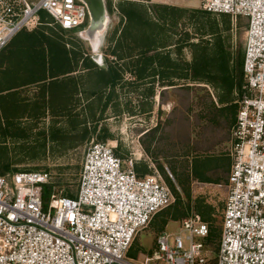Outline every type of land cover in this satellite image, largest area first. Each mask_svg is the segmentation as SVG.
I'll return each mask as SVG.
<instances>
[{
  "label": "rangeland",
  "instance_id": "1",
  "mask_svg": "<svg viewBox=\"0 0 264 264\" xmlns=\"http://www.w3.org/2000/svg\"><path fill=\"white\" fill-rule=\"evenodd\" d=\"M106 8L101 63L47 16L0 52V176L44 172L48 197H74L87 146L109 143L139 174L172 186L173 202L136 235L128 258L146 264L158 235L178 232L191 215L208 224V256L216 257L227 187L197 183L189 164L224 153L205 149L230 137L236 118L246 19L200 4L107 0Z\"/></svg>",
  "mask_w": 264,
  "mask_h": 264
},
{
  "label": "built area",
  "instance_id": "2",
  "mask_svg": "<svg viewBox=\"0 0 264 264\" xmlns=\"http://www.w3.org/2000/svg\"><path fill=\"white\" fill-rule=\"evenodd\" d=\"M199 4L233 22L246 19L220 238L216 257H209L208 224L188 216L178 232L158 235L146 264H264V0ZM40 13L76 35L88 22L80 0H0V52L20 31L36 26ZM115 150L89 143L74 197L45 198L44 172L0 176V264H137L128 258L134 238L173 196L158 174H139L136 161Z\"/></svg>",
  "mask_w": 264,
  "mask_h": 264
},
{
  "label": "crops",
  "instance_id": "3",
  "mask_svg": "<svg viewBox=\"0 0 264 264\" xmlns=\"http://www.w3.org/2000/svg\"><path fill=\"white\" fill-rule=\"evenodd\" d=\"M105 5L107 0H103ZM116 3L118 0H111ZM137 1V0H136ZM149 6H193L199 5V0H144ZM108 12V11H107ZM29 33V32H28ZM236 117V116H235ZM236 119V118H235ZM235 120L230 122V137L226 135L222 140L209 144L205 151H222V155H211L206 157H193L189 164L190 177L202 185L218 187L227 186L231 159L232 147L231 129ZM222 179H221V178Z\"/></svg>",
  "mask_w": 264,
  "mask_h": 264
},
{
  "label": "water",
  "instance_id": "4",
  "mask_svg": "<svg viewBox=\"0 0 264 264\" xmlns=\"http://www.w3.org/2000/svg\"><path fill=\"white\" fill-rule=\"evenodd\" d=\"M80 1L86 7V10H87V15H88L87 26L89 23V25L94 24V26H95L94 29H99L101 27L103 28V31L98 36L99 47H100L101 43L104 39V34L106 31V28L109 24V17H108L106 5H105L103 0H80ZM105 12H106V14H105ZM106 16H107V19H106ZM83 30L77 34L80 38H81V34H82ZM96 57L97 56H94V53H93L91 58L96 64H98Z\"/></svg>",
  "mask_w": 264,
  "mask_h": 264
},
{
  "label": "bare ground",
  "instance_id": "5",
  "mask_svg": "<svg viewBox=\"0 0 264 264\" xmlns=\"http://www.w3.org/2000/svg\"><path fill=\"white\" fill-rule=\"evenodd\" d=\"M106 14V12H105ZM107 19V16H106ZM94 24L93 25H89L83 30L82 34H81V38L86 41L89 45V47L91 48L92 52L94 53V56H97L96 59L98 61V63L102 62V56L101 53L99 52V39L98 36L101 34V32L103 31V28H99V29H94Z\"/></svg>",
  "mask_w": 264,
  "mask_h": 264
},
{
  "label": "trees",
  "instance_id": "6",
  "mask_svg": "<svg viewBox=\"0 0 264 264\" xmlns=\"http://www.w3.org/2000/svg\"><path fill=\"white\" fill-rule=\"evenodd\" d=\"M39 17L41 20H44L46 18V15L44 13H40ZM61 32H63V31H61ZM27 34L29 35V33H27ZM242 64H243L242 60H240L239 62L236 63V71H237L238 76H239V78H238L239 80H238L237 84H240L241 79L243 80V78H242ZM231 86L232 85L230 84V88H231ZM136 171H137V168H136ZM160 171L162 173V169H160ZM166 181H167V184L169 185V188L172 189V186L169 183V181L168 180H166ZM51 188H52L51 185H46L44 187V197L45 198H48Z\"/></svg>",
  "mask_w": 264,
  "mask_h": 264
}]
</instances>
